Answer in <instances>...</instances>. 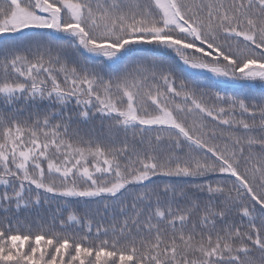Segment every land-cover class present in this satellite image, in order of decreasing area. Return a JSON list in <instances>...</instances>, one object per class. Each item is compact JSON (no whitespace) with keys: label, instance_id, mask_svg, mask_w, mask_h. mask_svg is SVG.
<instances>
[{"label":"snow or ice","instance_id":"1","mask_svg":"<svg viewBox=\"0 0 264 264\" xmlns=\"http://www.w3.org/2000/svg\"><path fill=\"white\" fill-rule=\"evenodd\" d=\"M0 264H264V0H0Z\"/></svg>","mask_w":264,"mask_h":264}]
</instances>
